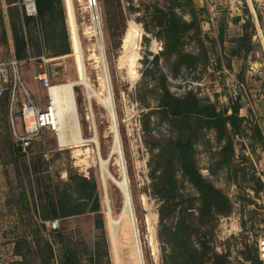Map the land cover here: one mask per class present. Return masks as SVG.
<instances>
[{
  "label": "rangeland",
  "instance_id": "374dc122",
  "mask_svg": "<svg viewBox=\"0 0 264 264\" xmlns=\"http://www.w3.org/2000/svg\"><path fill=\"white\" fill-rule=\"evenodd\" d=\"M21 1L11 9L10 16L5 0H0V44L4 43L5 31L13 41V28H21L22 34L30 29L33 37L37 36L34 25L24 28ZM72 3L83 70H79L75 35L64 4L70 52L47 55L31 44V55L43 54L46 60L42 67L40 57L20 61L21 83L44 105L46 88L33 78L39 68L47 71L52 84L85 77L100 97L106 91L102 83L105 79L111 105L105 107L95 95L86 99L85 88L74 83L81 135L84 139L94 135L97 141L86 140L78 147L80 152L74 151L72 146L61 145L57 133L43 129L23 151L13 138L5 103L0 101V264H12L19 258L16 249H24V237L37 256L44 250L40 242L39 249L35 247V239L48 238L55 264L66 240L76 251L77 264H179L180 258L171 250L175 242L182 243L178 246L184 261L189 258L184 250L193 246L198 250L194 258L201 264H259L256 237L264 223V205L258 202L264 187L260 175L263 145L254 122L242 119L239 128L234 129L226 120L222 128L192 116L189 123L180 125L171 122L170 111L162 105L174 103L170 94L190 103L194 98L200 105L211 103L221 113L230 112L229 106L240 91L230 71V48L223 45L227 40L221 29L225 19L216 13L212 23L207 4L197 0H96L95 19L86 0ZM160 11L166 14L161 15ZM170 12L189 24L181 31L178 46L196 56L191 65L184 59L185 65L177 66L173 53H162L159 24ZM93 22L97 24V36L92 30ZM130 23L135 25L132 58V52L123 50L122 42ZM20 91L18 84L16 93ZM239 115L245 117L244 111H239ZM13 119L18 127L17 113ZM180 126L192 136L187 160L201 177L226 195L230 202L228 212L210 210L198 214L197 186L181 169L176 149ZM117 146L120 154L116 153ZM99 156L106 159L101 166ZM37 165L42 175L47 173L41 187L56 179L62 184H74L75 174L93 179L99 197L97 208L52 218L58 221L55 229H50L47 221L43 225L31 205L30 193L35 196L36 182L30 175L28 183L25 174L26 169ZM122 178L127 181L130 206L120 214L123 195L117 182ZM164 184L172 195L164 194ZM164 201L171 204L163 212L166 215L162 223L174 229L181 218L186 226L176 241L159 223L158 213ZM110 215L117 219L113 225Z\"/></svg>",
  "mask_w": 264,
  "mask_h": 264
},
{
  "label": "trees",
  "instance_id": "16d2710c",
  "mask_svg": "<svg viewBox=\"0 0 264 264\" xmlns=\"http://www.w3.org/2000/svg\"><path fill=\"white\" fill-rule=\"evenodd\" d=\"M20 0H5L8 10L10 11V16H12L11 9L15 8ZM37 15L36 17H28L24 13L22 15L24 28L29 27V24H32L36 27L37 36L33 37V33L29 31L22 34L21 28L19 30L13 28V49L14 57L18 60L27 58L31 56L30 45L33 44L37 46L40 52L43 51L44 54L50 53L51 55H62L70 52V44L68 40L66 24H65V10L62 0H35ZM161 15H165L166 12L160 11ZM189 24L185 21L176 18V15L172 12L169 13L168 17L165 18L163 23H160L161 33L163 34V50L162 53L165 55L174 54L176 65L181 66L184 64V59H186L189 65L195 59V55L189 52H185L181 47L178 46L179 38L181 36V31L188 28ZM183 27V29H181ZM5 37V36H4ZM32 37L34 42H31ZM5 41V39H4ZM32 47V45H31ZM9 90L5 89L4 92L0 95V101L2 103L6 102L7 93ZM168 94V92H166ZM170 99L174 101L162 104L164 109L168 108L170 111V120L177 124L182 125L183 123H189L192 116H195L203 123H209L214 125H219L222 128H225L226 120L230 121V124L234 129L239 128L241 121V116L239 115V108L241 103L238 98L234 99L229 106L230 112H218L214 109L211 103H203L200 105L197 99H193L192 103L188 99L183 101L178 98L172 97L168 94ZM171 100V101H172ZM183 102L184 105L181 103ZM180 137L177 142V152L180 158L181 169L192 182L197 186L199 192L200 204L198 206V214L202 215L208 211L212 213L218 212H228L230 210V202L226 195L221 193L217 188L211 185L207 180H205L198 171L192 165V162L187 160L189 159V148H191V139L192 136L190 133H187L184 127H179ZM30 142L29 146L31 145ZM18 145V144H17ZM19 148V146H18ZM25 174L28 176V183L30 182V175L36 182V193L31 192V205L32 211L40 217L43 225L45 221H49L55 217H68L83 213L87 210H92L98 206V193L96 189V184L93 179L86 178L75 174V183L68 181L66 183H61L59 179L52 180L48 185L41 187L42 179H44L43 171L37 166H34L32 170H25ZM72 177V175H70ZM162 185V191L165 192L166 196L168 194L172 195L170 189ZM175 194V193H174ZM173 194V195H174ZM179 193L177 194V196ZM164 197L165 200L168 197ZM170 201H165L162 203V206L159 209V223L162 224V227L167 230V234L173 240L181 236L182 230L186 229V226H183V222L180 220L175 224L174 229H169L163 223V216L166 214L163 213L165 209L171 204ZM61 237V236H60ZM24 243V249H16V254L18 259L13 261L12 264H55L54 254L52 243L48 238L41 237L35 239V247H38L42 243L43 253L40 256L36 255V251L32 250V246L27 237H24L22 240ZM40 242V243H39ZM182 246V243H178ZM175 242L172 244L173 254L180 258L179 264H201V261L197 258H194V255L197 254V249L191 246L189 250H184L187 252L188 260L184 261L182 256L183 251H179V246ZM184 248V245H183ZM181 250V249H180ZM193 254V255H192ZM192 256L193 258H190ZM76 251L69 240H66L61 245V251L58 257H56L57 264H77L76 262Z\"/></svg>",
  "mask_w": 264,
  "mask_h": 264
},
{
  "label": "built area",
  "instance_id": "2783aa9c",
  "mask_svg": "<svg viewBox=\"0 0 264 264\" xmlns=\"http://www.w3.org/2000/svg\"><path fill=\"white\" fill-rule=\"evenodd\" d=\"M206 1L210 13L209 19L212 23H214V16L218 13V10L226 9L229 17H238L236 21L237 26L241 27L248 23L253 25V34L251 37L259 45L261 57L258 58L260 55L257 53L255 56L257 58L252 59L247 66L248 70L264 78V29L258 17L259 14L264 13V0H250L254 5L252 7L249 5L248 0ZM21 4L26 16L36 17L37 9L35 0H22ZM86 5L92 11V19L97 18L96 12L93 11L96 8V0H86ZM245 6H247V12L243 11ZM228 36L230 37L231 35ZM39 57V66L42 67L46 58L43 54ZM27 59L31 60V57H27ZM19 62L20 60L16 59L13 54L10 56L2 55L0 49V95L5 89L9 90L11 102H13L18 84L22 87V92L24 93V99L19 105V118L22 124V131H13L19 148L24 151L32 139L43 129H49L56 133L59 117L62 118L60 120V126L63 127L64 112L62 111V106L56 101H52L50 97L49 87L52 83L49 80L47 71L39 68L33 75V78L40 82L47 91V101L44 105H40L38 100L30 95L21 83L18 69ZM238 86L240 89L243 88L241 83ZM243 120L246 119L244 118ZM259 193L262 197L258 202L264 205V187ZM47 225L50 229H55L58 226V221L57 219H50L47 221ZM256 253L259 264H264V223L261 225L256 237Z\"/></svg>",
  "mask_w": 264,
  "mask_h": 264
},
{
  "label": "crops",
  "instance_id": "0c3cea01",
  "mask_svg": "<svg viewBox=\"0 0 264 264\" xmlns=\"http://www.w3.org/2000/svg\"><path fill=\"white\" fill-rule=\"evenodd\" d=\"M197 1L201 2L200 4H203V2H205L206 4L207 2L206 0H197ZM216 1H222V0H216ZM248 3L251 7L254 6L252 1L248 0ZM243 11L244 12L248 11L247 6H245ZM217 14H220V19H225L224 24L221 25V29L222 31L224 30L223 36L224 37L226 36L227 39L223 42V45L224 46L227 45L230 48L229 50H230V62H231L230 63L231 74L233 77H235L236 81L238 82V85L239 83L243 85L242 89H240L238 86V90L240 91V93L238 94H240V96H237V98L241 103L239 111H244V115H245V117H242L240 115L241 120L245 118L246 120L253 121L254 126H256V129L262 141L263 146L260 155V175H261L262 184L264 185V78L248 70V66H247L252 59L257 58L255 57L257 53L260 55L258 56V58L261 57V49L259 45L251 37V35L253 34L252 24L248 23L242 25L241 27L237 26L236 21L238 17L237 16L229 17L227 15L226 9H219ZM258 17L264 29V13L259 14ZM228 35L231 36L229 37ZM0 49L2 51V55L4 56H10L12 54L14 55L13 41L11 37L7 36L6 31H5V41L4 43L0 44ZM39 56L40 55L38 54L36 56L31 55L29 57H31V60H33V58ZM23 60L24 59H21L20 61ZM30 95L36 98L39 104L42 105L40 99H38L33 94ZM6 99H7L5 102L6 114H8V117L11 121V127H12L11 131L14 138L13 131L14 130L17 131V128L18 129L20 128L22 130V124L19 118V105L20 102L24 99V93L22 91H20L18 94L16 93L14 101L11 102V97L8 92ZM14 113H17V116L20 120V125L18 127L14 125V119H13Z\"/></svg>",
  "mask_w": 264,
  "mask_h": 264
},
{
  "label": "bare ground",
  "instance_id": "6f19581e",
  "mask_svg": "<svg viewBox=\"0 0 264 264\" xmlns=\"http://www.w3.org/2000/svg\"><path fill=\"white\" fill-rule=\"evenodd\" d=\"M64 2H65L64 4H65V7H66V12H67L68 18L70 20V28H71L70 30L75 35L74 48L78 52V60H79L78 64H80L79 65V70L82 71L83 70V64L81 62L82 61L81 60V52H80L81 51V47H80V44L78 42L77 32L75 30V24H74L75 23V19L73 17V3H72V0H64ZM134 26H135L134 24L130 23L129 27L127 28V30H126V32H125V34L123 36V40H122L123 48H124L123 50L124 51L125 50L126 51L129 50L130 52H132V54L130 55V58H132L134 56L133 55V51H134V47H135V42H134V33H133V30H132V28ZM88 30H90V29H88ZM92 30L95 33V35L97 36L98 35V28H97L96 22H93ZM86 32H87V29H86ZM94 54H96V53H94ZM95 57H97V56H95ZM133 62H134V60H132V63ZM102 68H103V66H102ZM133 77H135V76H133ZM105 81H106L105 79L102 80L103 87H104V89H106L104 97H100V95L90 86V84L87 82L85 77H82V76L77 81H65V82L54 83V84L50 85L49 94H50V97H51L52 101H56L57 103H59L62 106L61 107L62 111L64 112L63 127L60 126V120L62 118L59 117L58 124H57V132H56L58 134L59 141H60L62 146H72L73 148H75L74 151H79L80 152L78 147L83 145L86 140L92 141V143L97 141L96 137L94 135H92L88 139H84L82 137V135H81V132H80V129H79V126H78V118H79L78 117V111H77V106H76L75 97H74V91H73V87L72 86H73L74 83L82 84V86L86 90V99H88L92 95H95L104 104V106L108 108L111 105L110 104L111 103V98H110V92L108 91V88L105 85V83H106ZM101 89H102V86H101ZM114 135H115V130H114ZM115 137H116L115 138V140H116L117 137H118L117 134L115 135ZM86 148H84V150ZM116 153L120 154L119 146H117ZM117 158L119 159V155H117ZM81 159L84 160V158H81ZM98 161H99L100 166H101L106 161V159H104L101 156H99L98 157ZM117 184L120 187V189L122 191V195H123L122 208H121V212H120V214H121L125 210L129 209L130 202H129V197H128L126 179L122 178L120 181L117 182ZM109 220H110V224L111 225H113L114 223L117 222V219H114L111 215H110ZM113 228H115V227H113ZM151 238L153 239V230L151 232ZM153 250H154L153 252L155 253L154 245H153Z\"/></svg>",
  "mask_w": 264,
  "mask_h": 264
}]
</instances>
